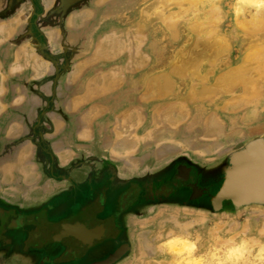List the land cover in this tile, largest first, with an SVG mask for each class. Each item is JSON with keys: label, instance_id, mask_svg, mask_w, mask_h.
Listing matches in <instances>:
<instances>
[{"label": "rangeland", "instance_id": "rangeland-1", "mask_svg": "<svg viewBox=\"0 0 264 264\" xmlns=\"http://www.w3.org/2000/svg\"><path fill=\"white\" fill-rule=\"evenodd\" d=\"M37 1L38 10L21 12L20 29L0 26V139L15 142L8 146L12 154L22 152L19 166L12 156L1 163L10 190L26 179L31 158L25 151L35 149L19 137L26 140L29 132L38 131V117L49 116L42 95L46 102L57 95L64 107L73 87L86 88V105L78 107L82 98L77 94L69 109L52 108L55 132L62 134L54 147L59 155L66 151L68 163L87 151L103 154L130 176L146 166L154 170L180 153L209 165L264 135V10L245 5L237 13L240 0ZM67 10H72L69 19L77 17L81 24L73 29L76 38L63 43L73 55L66 86L62 92L55 88L53 96L44 80L53 65L42 52L48 45L44 34ZM55 30L60 35L62 29ZM27 32L42 39V51L13 46ZM12 46L15 50L6 51ZM34 76L37 80H31ZM92 87H98L96 95ZM87 199L81 195L75 202ZM145 217V223L131 227L134 253L126 264H177L180 257L161 248L176 237L196 244L194 256L213 250L223 255L231 241L264 243L263 207L211 215L165 205L150 208Z\"/></svg>", "mask_w": 264, "mask_h": 264}, {"label": "flooded vegetation", "instance_id": "flooded-vegetation-1", "mask_svg": "<svg viewBox=\"0 0 264 264\" xmlns=\"http://www.w3.org/2000/svg\"><path fill=\"white\" fill-rule=\"evenodd\" d=\"M76 1L74 4L78 3ZM30 3L38 10L37 0H30ZM68 11L72 10H67L64 18L49 23L44 34L48 44L44 51L41 48L42 39L34 33L27 32L13 40L16 48L22 44L37 47L46 54L45 59L53 63L55 67L52 65L44 74L47 75L45 83L52 86L53 96L55 88L59 92L68 79L72 53L65 52L67 49L63 43L76 38L74 28L67 23L70 20ZM58 28L65 32L56 35L55 29ZM51 43L57 44L55 50L51 48ZM13 46L6 51L15 50ZM8 53L5 52V55ZM71 72L74 73V70ZM34 77L31 80H37V76ZM42 100L46 103L44 112L49 116L38 117V131L29 132L26 140L19 137L22 142L31 141L35 149L34 152L30 149L25 151L31 158L25 169L26 179L17 180L15 189L10 190V181L1 163L12 156L19 166L22 152L17 150L12 154L8 146L15 142L6 143L5 139H0V264H126L134 253L131 227L143 220L150 208L177 203L210 206L212 197L223 183V171L206 165L200 167L187 159L175 160L159 171L140 176L123 175L116 163L96 152L93 153L98 155L95 159L89 157L92 153L85 151L80 159L68 163L67 159H60L61 154L54 147L58 143L55 137L60 138L62 134L55 132L57 127L52 114V108L65 107L58 105L57 95L47 102L42 95ZM21 174L24 177L22 172L19 176ZM50 181L56 185L61 183V187L56 192L51 188L44 191L45 186L51 185ZM38 185L45 186L39 189ZM21 187H25L26 194H22ZM81 195L89 199L75 202ZM223 205L230 206L231 202L225 200ZM78 221L88 227L107 224L105 234L111 240L105 247L84 258L89 245L74 234L67 233L69 225ZM94 238L97 237L90 239L92 248L101 242Z\"/></svg>", "mask_w": 264, "mask_h": 264}, {"label": "water", "instance_id": "water-1", "mask_svg": "<svg viewBox=\"0 0 264 264\" xmlns=\"http://www.w3.org/2000/svg\"><path fill=\"white\" fill-rule=\"evenodd\" d=\"M89 157L91 159L96 158L94 154L89 155ZM181 158L187 159L191 163L194 162L200 167L206 165L205 162L192 159L188 153H180L175 159H170L160 163L154 170L153 168L146 166L134 176L159 171L160 169L167 167L175 160ZM208 164L209 165H206L207 167L223 171L224 173L223 183L217 193L212 197L211 205L207 207H195L177 203L175 204L176 206L207 212L211 215L219 213H228L233 215L247 207L264 208V135L248 139L239 147L228 151L219 159H216ZM118 174L120 173L118 172ZM60 187L61 185H54V192H56V189ZM225 200H229L231 202V207L223 205ZM147 219L149 218L145 217L143 220L135 222L134 224L145 223ZM107 229V224L97 225L96 227H88L85 223L78 221L69 225L67 233L70 232V234H74L83 243L89 245V250L84 256V258H86L105 247L104 245H106L108 240H111L107 239L110 237L105 234ZM93 236L97 237L94 239L101 241L99 242V245L95 247L96 249L92 248L93 244L90 242V239ZM67 264L79 263L68 262Z\"/></svg>", "mask_w": 264, "mask_h": 264}, {"label": "clouds", "instance_id": "clouds-1", "mask_svg": "<svg viewBox=\"0 0 264 264\" xmlns=\"http://www.w3.org/2000/svg\"><path fill=\"white\" fill-rule=\"evenodd\" d=\"M247 5L259 10H264V0H240L235 5L239 13ZM223 255L218 250H213L204 255L194 256L196 244L184 237H176L161 245L162 249L177 254L180 259L177 264H264V243L259 240H243L240 243L229 242ZM255 249V255L252 250Z\"/></svg>", "mask_w": 264, "mask_h": 264}, {"label": "crops", "instance_id": "crops-1", "mask_svg": "<svg viewBox=\"0 0 264 264\" xmlns=\"http://www.w3.org/2000/svg\"><path fill=\"white\" fill-rule=\"evenodd\" d=\"M34 10H35V7H33L31 5L30 0H25L24 2H22V0H20V1H16V0H0V26L2 24L5 27L9 26L10 28H13V29H15L18 26V29H20L21 26H22V24L19 25V20L21 18V12L22 13H30V12H33ZM14 15H15L16 19H14V20H12V18L10 20L7 19V16H14ZM67 23H69V25L72 26L73 28H77V27H80L81 20L76 17L74 20H67ZM24 28H26V25H24ZM4 32H6V31H4ZM20 33H21L20 31H17L16 35H19ZM11 34L13 35L14 32L12 31ZM75 73H77V72L74 71L73 75H75ZM97 88L96 87H92V89H90V91L94 95H96L95 93H96V91H98ZM62 91H63V89H61V92ZM71 92H72V94H71ZM77 94H80L81 98H82V100L77 101V103H79V104H77L78 107H81L82 105H84V106L86 105L85 102L89 101L85 97L87 95L86 88L85 89L84 88L75 89L73 87L72 89L71 88L69 89V93H68L67 98L70 97V101L66 99V102L64 103V107L65 108L69 109L71 107V99H74L75 95H77ZM78 136L79 137H84V135L83 136L82 135H78ZM61 155H62V160L65 161L67 159V153L66 152H62ZM48 188L49 189L51 188V190H53L54 184H51L50 186H46L44 191L48 190ZM138 237H140V235H138ZM133 238H134V235H133Z\"/></svg>", "mask_w": 264, "mask_h": 264}]
</instances>
